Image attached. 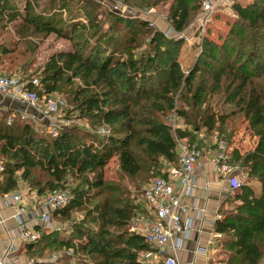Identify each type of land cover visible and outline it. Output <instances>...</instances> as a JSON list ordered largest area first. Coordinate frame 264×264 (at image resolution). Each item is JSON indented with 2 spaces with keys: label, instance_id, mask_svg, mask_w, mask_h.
I'll return each mask as SVG.
<instances>
[{
  "label": "trees",
  "instance_id": "1",
  "mask_svg": "<svg viewBox=\"0 0 264 264\" xmlns=\"http://www.w3.org/2000/svg\"><path fill=\"white\" fill-rule=\"evenodd\" d=\"M40 1L26 0L21 11L15 0H0V28L19 19L24 30L18 33L24 40L32 30L35 35L54 34L71 43V50L46 59L39 87L30 82L26 87L39 96L62 95L67 103L65 117L75 113L87 121L89 129L60 127L53 137L45 131L44 122L39 121L43 133L12 110H0L4 167L0 198L15 192L18 181L29 184V190L39 197L58 188L70 192L68 204L53 214L62 230L51 232L36 226L37 241L24 244L18 252L33 256L29 257L32 264H60L41 261L47 251H61V264H140L139 254L149 246L142 236L130 232V225L143 208L135 200L124 199L127 191L120 185L104 179L111 158L117 156L122 175L138 182L152 171L154 176L166 177L160 160L177 164L176 140L184 139L192 147L197 146L194 142L201 131L206 137L217 132L220 139L226 134L230 145L239 124L244 123L257 140L250 151L232 152L233 163L245 172V180L233 191L232 208L222 211L215 231L222 235L221 248L227 255L224 264H264V0L233 2L235 17L227 35L220 44L202 38L186 74L179 63L182 40L152 31L148 22L101 10L109 23L103 32L97 21L98 4L92 0H45L40 12L31 16L32 3ZM117 1L133 10L170 2L167 20L178 34L201 2ZM60 12L69 15L64 23L56 19ZM80 14L86 24L76 19ZM149 34L146 44L139 43L140 36ZM23 42L17 63L29 81L31 76L25 74L33 47ZM14 53L0 44V64L3 56ZM215 97L219 107L232 110L202 109ZM173 112L191 132H172L165 119ZM101 127L108 133L98 134ZM35 171L41 174L36 177ZM77 212L81 218L75 221Z\"/></svg>",
  "mask_w": 264,
  "mask_h": 264
},
{
  "label": "built area",
  "instance_id": "2",
  "mask_svg": "<svg viewBox=\"0 0 264 264\" xmlns=\"http://www.w3.org/2000/svg\"><path fill=\"white\" fill-rule=\"evenodd\" d=\"M108 1V0H105ZM219 0H201L200 6L205 23L210 20ZM226 2L228 0H225ZM110 8L117 14H129L130 8L122 2L112 1ZM132 11V10H131ZM126 14V15H127ZM173 34V35H172ZM164 35L183 38L182 34L175 33L173 29L166 30ZM28 82L34 87H39V79L32 77L25 81L18 75H6L0 73V110L10 109L14 114H18L22 120L36 123L44 122L46 132L56 137L60 127L76 126L86 130L89 126L80 124L77 118H66V100L60 95L39 96L36 92L27 89ZM14 114L8 118L11 122ZM98 134H107L104 128L97 129ZM217 153L213 158L215 171L217 174H228L231 172L229 161L232 158L230 145L223 139L216 138ZM177 164L170 165L164 172L166 177H155L150 186L144 189L143 200L146 210L152 220H146L143 213H137L131 220V231L142 236L148 246H154L162 250L170 247L172 254L163 255L156 264H180L176 257V252L180 249L184 239L188 237L190 222L184 223L181 214L186 213L187 207L181 204L183 195L192 192L194 184V169L199 165L200 159L204 157V151L197 147H190L186 140H176ZM3 164L0 160V174L3 172ZM180 185L177 191L175 184ZM243 184L239 177H230V187L236 190ZM10 198L14 206L12 219L15 223L14 233L17 239L23 244L36 242L39 233L34 227L27 226L26 222L32 221L37 226L48 231H61L60 224L53 218L54 212L64 208L70 199L68 188H58L51 193L39 197L36 193L29 194L11 193L3 197ZM11 251L12 248H8ZM70 252L67 254L69 255ZM55 259V256H52ZM0 264H6L0 258Z\"/></svg>",
  "mask_w": 264,
  "mask_h": 264
},
{
  "label": "rangeland",
  "instance_id": "3",
  "mask_svg": "<svg viewBox=\"0 0 264 264\" xmlns=\"http://www.w3.org/2000/svg\"><path fill=\"white\" fill-rule=\"evenodd\" d=\"M25 1L26 0H15V3L17 5V7L22 11L23 7L25 6ZM93 2H96L98 4V7L96 6V12H97V21L100 24V27L102 28L103 32H106L109 28L107 22H105L106 17L101 15V13H99L101 10L104 13H111V14H115V12H113V10L110 8V6L112 5V1L117 2V0H92ZM236 0H228L227 2L225 0H219L217 3V7L214 11L213 14H211L210 16V20L208 21V23H205V18L204 16H202V11H201V6H197V8L195 9V11L192 14V17L190 19V22L188 23V26L185 28L184 31H182L179 34H182L183 38H181L182 40V48L180 51V55H179V63L181 65V68L183 70V72L186 74L187 70L192 66V64H194V60L196 58V56L198 55L200 48L199 45L202 42V38H208L209 40L215 42L216 44H220L222 39L225 38L223 34V30L224 27L223 25H225L226 27L228 26L230 28L231 24L233 23V20H225V17L227 18L226 15H224V13H222L223 9H224V5L226 6H230V11L232 14V5L233 2H235ZM252 0H240L241 3H248ZM45 2V0H41L40 3H32V8L34 10H30V15L31 16H35V14L40 12V9H42V6L45 5L43 4ZM36 4H38L39 6H37ZM170 6V2L165 3V4H161L158 5L157 7L154 8H150V9H130V13L129 14H121L120 16L126 18V19H139V20H144L146 22H148L149 24V28H152L153 30H159L160 32H163L164 30H169L172 29L168 20H167V12ZM132 10V11H131ZM230 14V13H229ZM67 16L68 13L65 12H60L58 17L56 19H60L62 21V23H64V21L67 20ZM108 16V14H107ZM224 17V19H223ZM222 18V23L218 22L219 19ZM228 18H230L228 16ZM80 23H87L85 18L83 17V14H80L78 18H76ZM103 22V25H102ZM224 23V24H223ZM20 30H24V28L21 25V21L18 19L15 22L11 23V24H7V26L0 28V44L15 50V53L13 55H11L10 57H2V62L0 64V73L6 74V75H18L20 76L22 79H24V75H21L22 72L19 71L18 69V63L17 61L19 60V58L17 57V55H19L18 53H21L23 50V46L21 45L22 43H24L23 41H25L26 43H29L33 48V53L30 56V68L28 69V72L25 74L26 76H31L32 77H37L39 79V75H40V70L41 67L43 66V64L45 63L46 59L53 53L58 52V51H69L71 50V43L67 40L61 39L56 37L54 34L51 35H35V33L30 30L29 31V35L26 36V39L24 40L22 37H19V31ZM229 31V29H228ZM164 33V32H163ZM173 35V34H172ZM171 36H167L169 38H176V37H172ZM146 36V37H145ZM149 35H144V36H140L137 40L139 41V43L144 42L145 44L147 43L148 37ZM224 36V37H223ZM31 37V38H30ZM213 38V39H212ZM143 44V45H145ZM142 45V49L145 47ZM30 78V77H29ZM180 92V90H179ZM62 96V95H60ZM177 96L175 97V102ZM217 99V97H215L214 99H212L211 104H205L202 109H205L207 107H211L212 110H216L220 113L222 112H229L230 110H232L231 107L227 106L226 108L222 109V107H219V104L215 103V100ZM175 107H179V105L176 103ZM174 113V114H173ZM173 115L167 116V118L165 119V122L168 126H170L172 132L176 131V130H181V131H192L191 127L185 126L184 121L178 117L175 112H173ZM74 116V117H73ZM72 118H77V115L74 113L71 115ZM80 121V124H83L85 122V124H87V121H85L84 119H80L77 118ZM34 127L38 130L40 129V132L44 133V127L42 124H40L39 122L33 123ZM88 125V124H87ZM81 128V127H80ZM46 131V129H45ZM93 132V129L91 128V130ZM201 134H203L204 136H207V134L205 133V131H201ZM217 132H214L212 134L211 137H216L217 139L219 136L216 135ZM199 136V135H198ZM226 134L224 135L223 139L226 140ZM201 140V139H198ZM202 145V140L200 141ZM241 151H244V147H240ZM2 162V161H1ZM160 169H161V173H164L166 171V169L168 168V164L166 162H163L160 160ZM160 171V170H159ZM154 172V171H152ZM150 172V174L147 177H142L141 181H136L133 180V178L127 177L122 175V173L119 171V167H118V159L117 156H114L113 158H111V160L109 161V163L107 164V166L104 168V179L107 182H114L118 185H120L124 191H127L126 194L123 195V198L128 200V201H132L135 200L136 203L138 205L141 206V209L144 208V200H143V193H144V189L148 186H150V184L152 183L153 179L157 176H159V174H154ZM41 173L39 171H35L34 175L36 177H38ZM35 177V178H36ZM245 180V178H244ZM243 180V182H244ZM29 184L23 183V182H19L18 181V187L15 191V193L18 194H29L30 191ZM136 187V188H135ZM32 193H35L34 191ZM128 194V195H127ZM233 195V194H232ZM232 206H229L227 208V210H231ZM144 211V209H143ZM73 218L75 221L79 220L81 218V214L80 213H75L73 214ZM130 232L131 231V227H130ZM68 234V231H67ZM149 252H154V249L149 246L148 250L143 252L144 254L149 253ZM35 253H38V251H36ZM143 253L139 254V261L140 264H148L145 260V256ZM39 254H35L34 257L38 256ZM63 254L61 253V251H47L44 252V254L42 255V258H40L41 261L44 262H59L61 264V256ZM52 256H55L56 258L53 259ZM27 257V261L29 262V264H32L34 261H32L30 258H33V256H26Z\"/></svg>",
  "mask_w": 264,
  "mask_h": 264
},
{
  "label": "crops",
  "instance_id": "4",
  "mask_svg": "<svg viewBox=\"0 0 264 264\" xmlns=\"http://www.w3.org/2000/svg\"><path fill=\"white\" fill-rule=\"evenodd\" d=\"M230 10V6L224 5L222 13L227 16L225 19L223 17L224 21L234 19L235 14L233 10L231 14ZM221 20L222 18L218 22L222 23ZM225 25L221 30L224 36L229 29ZM198 139L202 140V145H200L201 140ZM256 140L250 135L246 125L240 123L230 147L231 150H237L243 154L254 148ZM194 145L204 151V157L200 159L199 165L194 169V184L191 194L183 195L181 199V204L187 207L186 213L181 214V220L184 223L189 221L190 229L188 237L183 240L180 249L175 254L180 264H224L227 255L222 251L220 243L222 235L216 233L215 224L223 219L222 211L231 204L229 200L234 190L230 187V177H239L243 182L245 172L234 164L231 158L229 161L231 172L224 175L216 173L213 163V158L217 153L216 137H206L200 133ZM240 147H244V151H241ZM170 165L168 164V166ZM175 187L177 191L181 189L178 183L175 184ZM10 200V198H0V258L6 264H29L27 257L18 252L24 244L17 239L14 233L15 223L12 219L14 206ZM144 205L142 213L146 220L150 221L153 216H150L146 210L145 202ZM26 224L34 228L37 226V223L35 225V222L28 220ZM9 247L12 248L11 251H9ZM152 248L154 252L143 253L148 264H156L163 255L172 254L169 246L162 250L161 256L158 252L160 249L154 246Z\"/></svg>",
  "mask_w": 264,
  "mask_h": 264
},
{
  "label": "water",
  "instance_id": "5",
  "mask_svg": "<svg viewBox=\"0 0 264 264\" xmlns=\"http://www.w3.org/2000/svg\"><path fill=\"white\" fill-rule=\"evenodd\" d=\"M166 30H164L163 32H165Z\"/></svg>",
  "mask_w": 264,
  "mask_h": 264
}]
</instances>
